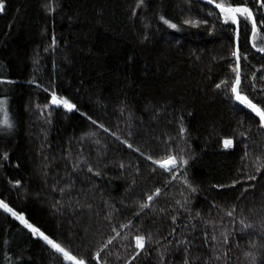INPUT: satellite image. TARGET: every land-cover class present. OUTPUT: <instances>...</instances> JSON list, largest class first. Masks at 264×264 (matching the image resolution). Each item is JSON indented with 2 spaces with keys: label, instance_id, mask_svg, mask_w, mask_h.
<instances>
[{
  "label": "trees",
  "instance_id": "16d2710c",
  "mask_svg": "<svg viewBox=\"0 0 264 264\" xmlns=\"http://www.w3.org/2000/svg\"><path fill=\"white\" fill-rule=\"evenodd\" d=\"M3 2L0 100L7 98L14 126L0 124V199L87 264H100L95 252L112 237L101 252L107 264H264V128L216 87L234 76L235 25L204 0ZM187 18L209 24H184ZM240 33L241 87L264 107V53L252 48L243 18ZM52 90L80 111L52 105ZM225 137L235 146L225 148ZM180 149L193 157L187 169L195 193L147 159ZM248 174L256 178L232 186ZM156 187L161 195L137 215ZM137 234L151 239L132 260ZM0 264L71 263L0 209Z\"/></svg>",
  "mask_w": 264,
  "mask_h": 264
},
{
  "label": "snow or ice",
  "instance_id": "6c2138e0",
  "mask_svg": "<svg viewBox=\"0 0 264 264\" xmlns=\"http://www.w3.org/2000/svg\"><path fill=\"white\" fill-rule=\"evenodd\" d=\"M190 2V0H189ZM249 2L253 4V6H249ZM209 4L215 5V7L219 10V13L222 15L223 22L225 24H228L231 22L232 25H235L234 33H235V39L237 41L234 51L231 52V55L235 58L234 63L230 66L231 71L234 73V76L231 79V83H229L228 79L222 80L220 83L216 85L218 89H221L223 86V90L230 94H234V98L237 102L240 104L246 106L248 109L251 110V112L255 113L256 116L259 117V120L262 124H264V107L261 106L262 102H254L252 98L249 97L248 94H246V91L244 88L241 87L242 85V74H241V48H240V26H241V18L244 19L245 26H247L248 22L251 24V39H252V48H256L260 53H264V46H258L257 44V34L260 31L258 28V20L257 15L254 11L255 5L258 3L259 8L258 10L264 13V0H234L233 3H225V2H217V0H208ZM145 4V0H139V3L137 4V7H140L141 5ZM49 11L54 12L55 7L49 6ZM5 10V4L3 0H0V12H3ZM209 15H214V13H209ZM159 19L163 21L165 24L169 25L173 29L178 28V24L173 22V19L165 17V15H160ZM184 24L193 25L199 27L201 24H209L208 19H191L187 18L183 20ZM259 23L261 25H264V18H261L259 20ZM211 30L215 31V24L211 26ZM56 43L55 36L52 37V44L54 45ZM244 58L247 59V54H243ZM253 81H255V76L252 77ZM0 83H4L3 80H0ZM8 83H12V81H8ZM33 83H36L33 81ZM40 88H43V85H38ZM264 87V86H262ZM50 99L51 104L54 106H63V108L71 111V110H77L80 111V109L77 107L76 103H73L70 99L67 97H61L58 95V93L55 90H52L50 93ZM0 107H2L3 111V117L0 119V124L6 126L7 129L13 128V122L9 117L8 109H7V98L0 100ZM37 107H40L37 105ZM44 107H48L47 104H45ZM51 114V113H49ZM84 115L87 116V119L93 120L91 116H88L87 113ZM93 123H96V121H93ZM101 129L105 128V125L101 123L99 125ZM181 131H187L183 124H181ZM114 136L116 135L115 132L112 133ZM246 135V133H241V136ZM170 139V138H169ZM186 142V141H185ZM123 143L128 146V148H132L133 145L129 143L128 140H124ZM223 146L225 148H231L235 146L234 139L230 137H225L223 140ZM246 147V145H245ZM137 152H140L139 148L135 149ZM184 152V149H180V152L177 153L175 151L164 155L161 158L154 159L152 155H148L147 159L149 161H153L155 165H159L161 169H163L166 173L169 174L170 180H175L177 178H181L183 180V183L187 185L188 189L191 190L192 193H195L198 191L197 187H195L190 179L188 178V169L187 165L189 164V159L193 157H186L182 153ZM143 155V153H141ZM5 156L7 153L4 154ZM121 167H124L123 164H121ZM89 171H93L91 166L88 168ZM137 171H139V168L137 167ZM153 171H155V168H153ZM260 171V166H257V172ZM100 172L96 170V175H99ZM256 177L252 174H248L245 177L234 179L231 184L232 186H235L237 183H240L241 179H247V180H253ZM16 184H19L20 181H15ZM133 184H135V180H133ZM252 185L246 186L245 191L247 190V187H251ZM216 187L223 188L225 185L218 184ZM162 189L161 187H156L154 190V193L147 195L146 201L141 202L139 205V211L136 213L137 215L140 214V212H143L145 209H151L152 208V202L154 201V197H158L161 195ZM185 201L190 203L189 198L185 196ZM177 204L180 205L181 208H183L186 212H190V208H185L184 203H181L180 201H177ZM0 209H3L5 212L10 213L12 217H15L16 220H18L21 224L26 226L27 229L31 231L32 234H34L37 237L42 238L47 245L51 246L52 249H54L57 253H61L63 255V258L67 261L74 262V264H87V260L78 258L77 255H74L71 251H69L66 247L62 246L61 243H58L56 239H54L52 236L46 234L44 231L41 230L40 227H38L35 223H32L25 217L22 211H17L14 207H11L8 203H6L3 199H0ZM161 211H164L161 209ZM234 211V209H233ZM176 215L174 214L171 219L173 221L176 220ZM199 215V213H197ZM229 216L233 215V212H228ZM132 222L129 221L128 224L123 225V227L127 228ZM241 224H244V221H240ZM175 229H173V232ZM117 235H119V232H117ZM205 237H207V232H205ZM115 239V237H112L108 240L107 244H104L100 250L95 252V260L100 262V264H107L106 260L101 259V252L104 251V249H107L109 244L112 243V240ZM151 237H146L143 234H137L134 237L135 245H134V252L135 254L132 256V260H135L136 256L140 254V250H143L145 248L146 242L150 240ZM215 239V237H213ZM185 244H187V241H184ZM185 251H188V248L185 249ZM247 255H252L251 253H247ZM227 256V253L225 252L223 256L217 255L216 259L221 260ZM125 264H131V261H126ZM184 264H188V260L185 259Z\"/></svg>",
  "mask_w": 264,
  "mask_h": 264
},
{
  "label": "water",
  "instance_id": "95a60500",
  "mask_svg": "<svg viewBox=\"0 0 264 264\" xmlns=\"http://www.w3.org/2000/svg\"><path fill=\"white\" fill-rule=\"evenodd\" d=\"M205 1V3L206 4H208L209 6H211L212 8H214V9H216V10H218L216 7H215V5H213V4H209L208 3V0H204ZM219 11V10H218ZM236 43H237V41L235 42V46H236ZM241 64V63H240ZM258 117V116H257ZM263 125V128H264V124H262Z\"/></svg>",
  "mask_w": 264,
  "mask_h": 264
},
{
  "label": "rangeland",
  "instance_id": "374dc122",
  "mask_svg": "<svg viewBox=\"0 0 264 264\" xmlns=\"http://www.w3.org/2000/svg\"><path fill=\"white\" fill-rule=\"evenodd\" d=\"M256 115V114H255ZM10 216H11V214L10 213H8ZM12 217V216H11ZM12 218H14L15 219V217H12ZM18 221V220H17ZM23 225V224H22ZM24 226V225H23ZM37 237V236H36ZM38 238H40V237H38ZM40 239H42V238H40ZM43 240V239H42ZM44 241V240H43ZM45 242V241H44ZM59 254H61V253H59ZM62 255V254H61ZM63 256V255H62ZM65 261H67V260H65ZM67 262H69V263H71V264H74V262H70V261H67Z\"/></svg>",
  "mask_w": 264,
  "mask_h": 264
}]
</instances>
